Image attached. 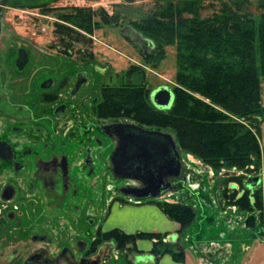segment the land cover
<instances>
[{
    "label": "flooded vegetation",
    "instance_id": "1",
    "mask_svg": "<svg viewBox=\"0 0 264 264\" xmlns=\"http://www.w3.org/2000/svg\"><path fill=\"white\" fill-rule=\"evenodd\" d=\"M12 1L4 8L0 34V204H9L6 214L0 209V232L4 233L0 264H89L98 258L102 262L110 260L108 250L112 245H97L98 234L103 231L102 226L97 228L96 214L105 211L108 217L118 200L132 199L140 205L159 203L158 199L163 198H133L131 190L141 184L115 171L119 163L116 126H140L129 118H112L109 113L112 92L128 88L129 82L122 76L119 79L125 81L114 83L118 78L113 77L110 67L96 60L89 48L93 32L55 33L57 45L47 50L32 43L18 44V38L4 23L5 9ZM130 1L121 0V4L128 7L137 3ZM4 36L8 38L7 46L2 43ZM147 41L148 46L142 48L151 56L154 45ZM204 166L207 168H202L203 172L210 175L214 170L221 178L217 192L221 209L237 207L231 203L234 194L240 199L249 192L253 199L262 189L261 183H256L257 178L262 181V168L246 172ZM183 167L182 159L181 175L169 180L167 193L188 190L183 195L186 200L203 177L189 178L193 170L185 166L188 172L183 178ZM209 179L213 185L216 178ZM104 194L109 202L101 210L96 207L90 212L93 200ZM81 225L84 229L79 228ZM167 235L165 242L174 236ZM17 242L23 247L10 245ZM217 248L202 251L199 260L219 262L221 252Z\"/></svg>",
    "mask_w": 264,
    "mask_h": 264
},
{
    "label": "trees",
    "instance_id": "2",
    "mask_svg": "<svg viewBox=\"0 0 264 264\" xmlns=\"http://www.w3.org/2000/svg\"><path fill=\"white\" fill-rule=\"evenodd\" d=\"M240 4H235L234 9L224 5L221 14L206 19L198 18L197 14L188 19L179 11H170L149 14L136 22L134 29L154 44L150 57H160L166 46L176 50L178 88L173 90L174 104L170 110L161 111L151 103L150 95L147 98L144 85L129 83L128 88L112 92L110 116L129 118L140 126L169 127L177 145L215 170L260 171L264 2L257 3L262 11L259 17L246 14ZM106 22L115 23L112 18ZM135 69L138 68L132 66L126 77ZM229 116L253 123V130L230 122ZM261 190L253 199L249 192L240 199L234 194L231 199L235 201L231 203L242 211L262 213ZM158 206L170 220L179 222L182 230L190 228L195 220L191 206L179 203H158ZM247 223L253 226L255 217ZM99 237L98 247L107 243L122 252L135 251L138 255L144 252L137 248V241L148 240L152 242L150 253L156 264L167 254L177 263L184 262L182 252L176 254L165 249L167 234H126L113 229L100 233Z\"/></svg>",
    "mask_w": 264,
    "mask_h": 264
},
{
    "label": "rangeland",
    "instance_id": "3",
    "mask_svg": "<svg viewBox=\"0 0 264 264\" xmlns=\"http://www.w3.org/2000/svg\"><path fill=\"white\" fill-rule=\"evenodd\" d=\"M47 1L13 0L5 9L4 23L8 31L16 35L18 44L28 45L32 43L38 48L47 50L50 45H53V48L57 45L55 33L84 35L83 33L91 29L94 33L93 45L89 48L95 54L96 60L104 67L109 66L113 77L116 76L118 79L122 76L126 77L132 66L138 68L126 77L127 82L144 85L143 87L148 94L147 98L158 87H168L172 91L178 88L175 81L177 75L176 50L174 47L166 46L163 48V54L160 57H150L149 51L142 48L148 46V39L134 29V26L137 25L136 22L149 14L169 13L170 11H179L183 17L188 19H193L196 14L198 18L206 19L221 14L224 5L234 9L235 4L238 3H241V8L246 14L250 13L251 16L256 17L262 14L257 6L261 0H137L136 4L128 7H124L121 0H58L52 3ZM262 1L264 2V0ZM111 18L115 22L114 24L106 22ZM5 36L2 43L7 46L8 38ZM152 45L154 44L152 43ZM82 47V45L81 47L75 45L74 48ZM118 79H114V83L125 81V79ZM205 102L207 103V101ZM229 120L253 130V123L249 121H242L235 116H229ZM144 127L154 128L148 125ZM156 129L171 133L176 137L169 127ZM260 143L264 170V122L260 126ZM178 150L184 163L182 177L185 178L187 175L186 166L193 170L189 174V178L199 176L203 177V180L200 181L196 177L198 180L197 184H194L196 191L188 192L189 197L186 200H184L183 195L188 190L176 193L171 191L163 198L158 199L159 203L162 204L176 201L179 204L191 206L196 213L193 224L187 230H182V225L179 222L172 221L166 216L174 223L175 230L169 234L176 236V239L168 241L165 249L176 254L182 252L184 262L189 261L187 264H197L199 256L202 255L201 252H205L213 246L219 247L217 250H220L221 253L219 254V262L212 264H264V207L262 213L258 211L246 212L237 207L228 206L226 209H221L217 200V192L222 184L219 173L214 170H210V175L206 171L203 172L202 168L207 167L199 159L191 157L179 145ZM210 177L216 178L213 185L210 182ZM262 177L261 195L264 204V172ZM189 184H193L191 180ZM105 202H109V196L104 194L98 200H93L88 210L92 212L96 207L101 210ZM118 203H120V208L138 205L132 199L118 200ZM8 205L0 204L2 214L9 212V209L6 208ZM140 205H158V202L149 201ZM250 216L255 217L253 226H249L247 223ZM106 217L105 211H99L96 214L97 228L99 225L102 226ZM79 228L84 229L82 225ZM94 231L93 227L92 232ZM102 231L105 232V229ZM3 238L4 233L0 232V241ZM100 239L98 234V241ZM10 245L23 247L20 242ZM108 253L112 257L107 261L103 259V264H128V261L132 264H156V262L150 263L148 261L146 255L152 256L150 252L138 255L135 251L128 253V251H117L116 248L110 247ZM116 255L117 258H115ZM167 255L172 258L170 254ZM136 257H143L144 260H137ZM1 263L8 264L7 261ZM88 263L93 264V262ZM207 263H211V260L204 262V264Z\"/></svg>",
    "mask_w": 264,
    "mask_h": 264
},
{
    "label": "water",
    "instance_id": "4",
    "mask_svg": "<svg viewBox=\"0 0 264 264\" xmlns=\"http://www.w3.org/2000/svg\"><path fill=\"white\" fill-rule=\"evenodd\" d=\"M9 1L2 0L0 6V34L1 18ZM150 99L161 111L170 110L175 100L173 91L168 87H158L151 93ZM116 127L119 129L117 149L119 163L115 171L121 177L141 184V187L131 190L130 196L139 200L164 197L170 185L169 180L179 178L182 171L181 154L175 137L171 133L148 130L135 124L126 123ZM261 182L260 178L256 179L257 184ZM170 239L174 241L176 236ZM93 264L103 262L98 258Z\"/></svg>",
    "mask_w": 264,
    "mask_h": 264
},
{
    "label": "crops",
    "instance_id": "5",
    "mask_svg": "<svg viewBox=\"0 0 264 264\" xmlns=\"http://www.w3.org/2000/svg\"><path fill=\"white\" fill-rule=\"evenodd\" d=\"M261 104L264 108V79L261 80ZM112 209L102 224V229H105V232L119 229L126 234L138 232L169 234L175 230L174 223L166 217L158 205H136L135 207L120 208V203L116 202ZM137 248L144 253H148L151 251L152 243L149 241H138ZM148 261L154 263L155 259H148ZM159 262V264H187L189 261L177 263L169 255H166ZM197 262V264H204L201 260Z\"/></svg>",
    "mask_w": 264,
    "mask_h": 264
}]
</instances>
